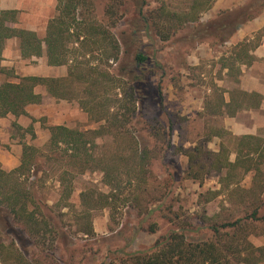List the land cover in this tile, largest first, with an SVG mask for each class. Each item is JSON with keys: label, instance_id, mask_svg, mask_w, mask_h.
I'll return each instance as SVG.
<instances>
[{"label": "rangeland", "instance_id": "374dc122", "mask_svg": "<svg viewBox=\"0 0 264 264\" xmlns=\"http://www.w3.org/2000/svg\"><path fill=\"white\" fill-rule=\"evenodd\" d=\"M42 1L46 6L22 0L24 9L18 10L16 16L18 27L34 30L39 37L46 36L47 17L53 19L58 14V0ZM145 2L144 13L153 21V39L142 35L135 41L131 36L139 0H90L91 5L81 6L76 14L80 22L98 24L129 44V51L124 53L122 49L119 61L106 62L101 49L91 53V48H83L76 54L80 61L90 60L89 64L99 71L120 80L117 89L104 92L99 99L110 107L109 123L96 120L100 110L91 117L82 108L84 86L79 82L70 88L72 100L54 98L39 86L36 92L44 96L43 102L28 108L29 117L6 119V137L0 135L4 162L15 158L19 161L12 169L0 162V170L10 172L19 167L25 145L38 149L34 166L22 179L44 214L54 211L51 216L59 231L55 258L61 264H120L122 253L148 251L161 237L179 229L185 231L188 242L216 240L218 236L211 226L246 218L253 210L240 204L238 190L232 191L236 186L249 189L253 173L238 176V184L229 189L222 188L220 177L213 173L195 181L187 177L186 152L199 147L217 154L223 145L230 160L236 158V136L226 129L224 117L214 112L224 92H237L240 85L237 69L227 76L221 69L224 60L232 59L230 53L238 49L228 43L232 38L224 42L221 35L203 39L196 34L199 25L237 9L221 8V13L215 14L214 7L246 6L252 2L258 6L259 1L214 0L212 8L197 22L186 24L176 34L171 32L167 41L159 34L164 25H169L158 21L161 9L165 6V12L185 13L189 0ZM254 36L247 44L250 48H255L264 34ZM139 51L149 57L152 67H135L133 60ZM18 56L17 43L10 40L5 60L13 75L3 76L0 82H16L14 75L68 78L67 66H48L46 57L24 60ZM260 66L259 71L264 72V65ZM135 76L142 79L136 81ZM114 101L118 103L113 105ZM123 106L132 109L125 117ZM56 125L84 132L92 140L89 156L74 158L72 151L63 147L60 156L50 154L46 148L49 128ZM257 135L264 139V129ZM201 160L205 161V157ZM68 187L73 192L67 197ZM9 227L6 224L0 229L2 241L14 240L27 257L40 254L17 225ZM244 235L252 245L264 246V222L246 226L239 237Z\"/></svg>", "mask_w": 264, "mask_h": 264}, {"label": "trees", "instance_id": "16d2710c", "mask_svg": "<svg viewBox=\"0 0 264 264\" xmlns=\"http://www.w3.org/2000/svg\"><path fill=\"white\" fill-rule=\"evenodd\" d=\"M213 1L189 0V10L178 14L165 12L162 10L165 9L164 6L158 21L167 22L169 25H164L162 30H159L161 39L167 41L172 37L171 35L177 33L178 29L188 23L197 22L212 8ZM258 1V6L256 2H252L199 25L196 35L203 39L221 35L222 41L230 40L241 25L261 14L264 2ZM139 2L141 4L135 9L137 18L132 24L131 36L135 41L142 35L153 39L150 34L153 21L143 9L146 2L145 0H139ZM260 3H262L261 6ZM90 5V0H58V14L49 21L46 36L43 38L35 32L8 26L7 23L16 22L18 11L0 10V61L6 40L16 38L24 59L45 55L48 65L68 67L67 80L56 77L14 75L16 82L3 81L0 84V118L8 115H14L17 118L23 115L28 116L26 108L29 105L43 102L44 96L36 92L39 86L44 87L46 92L54 98L72 100L70 88L79 82L84 86L81 92L85 98L83 100L80 98L82 108L91 117H95L93 116L95 112L97 114L101 111V116L96 120L103 119L109 123L108 119L112 115L110 107L99 102V99L104 92L109 93L117 89L120 80L112 77L108 72L99 71L89 64L90 60L80 61L76 54L83 48L87 51L91 48V53L96 49L102 50V59H106V62L119 61L122 49L125 50L124 53L129 51V44L125 38L120 40L98 24L85 20L80 22L76 18L81 6ZM171 32L173 34H170ZM70 44L73 47H69ZM247 47L249 46H241L242 49ZM133 63L137 68L153 65L149 57L140 51L134 56ZM3 74L13 75L12 72L0 68V75ZM134 78L136 81L142 79L140 76ZM243 95L248 96L244 93ZM250 97L256 100L262 98L259 94H251ZM118 101H114L116 103L113 105H116ZM238 102V99L232 97L230 103L226 104L222 99L218 106H215L214 113H220L225 107L227 114L234 115L241 106ZM123 108L126 113L121 115L122 117L132 111L128 106L121 107ZM29 131L35 135L32 127ZM49 132L50 138L46 148L50 154L60 156L63 147L67 149L66 151L71 150L74 158H81L83 154L84 157L89 156L88 145L92 143V140L88 139L84 132L69 129L63 125L51 126ZM234 138L237 140L234 161L230 160V154L223 145L217 154L205 152L199 147L189 149L186 152L189 158L187 177L199 181L213 173L220 177L222 188L229 189L234 183L238 184L235 180L238 176L253 173V183L249 189L236 186L232 190L234 193L239 191L237 196L240 204L245 208H252V212L246 218H239L232 223L211 226L210 229L218 236L216 240L188 242L184 230H173L161 237L148 251L122 253L120 264H264V246L252 245L245 235L244 238L239 237L240 230H244L246 226L264 222V140L259 136ZM37 152V148L25 145L21 165L10 172L0 170V229L6 224L10 226V229L12 225H17L33 241L32 244L40 254L35 252L27 257L16 247L14 240L6 243L0 238V264H61V261L55 258L59 231L51 216L54 211L50 210L48 216L45 215L43 207L30 197L25 186L26 182L22 179V177L26 178L34 166ZM202 157H205V161L201 160ZM68 189L69 191L65 194L67 197L73 192L71 187ZM31 206L33 209L30 208ZM222 230L224 232H221ZM152 231L155 230L152 229Z\"/></svg>", "mask_w": 264, "mask_h": 264}, {"label": "crops", "instance_id": "0c3cea01", "mask_svg": "<svg viewBox=\"0 0 264 264\" xmlns=\"http://www.w3.org/2000/svg\"><path fill=\"white\" fill-rule=\"evenodd\" d=\"M39 2L40 6H46L42 0H32V3ZM225 1H222L223 3ZM219 5V4H218ZM24 5L22 4V0H0V10L3 11H18ZM243 6H217L213 9H216L215 14L221 13V8L226 9H233L239 8ZM50 21L51 19L47 17ZM54 18V17H53ZM48 23L44 26L47 30ZM10 27H16L19 29H23L17 26V22L15 23H7ZM28 31L35 32L34 30L25 29ZM261 32L264 34V9L262 10L261 14L257 15L253 19L247 21L243 24V27L238 29L232 40L228 43L236 45L237 51L235 50L233 53H230L232 59L229 57L224 60V63L221 65V69L224 71L225 75L227 73L232 72V70L237 69L239 74V84L238 90H226L223 95L224 102L226 104L230 103L231 98L238 99V103H241L238 111L234 115H229L226 113L225 107L222 108L221 112L217 114V116L224 117V122L226 129L232 133L233 136L236 137H243V136H259L263 139L260 135H257L260 130L264 129V72L259 71L261 66L264 65V37H260V42L256 45L255 48L247 47L242 49L241 46H248L251 41L255 39V34ZM36 33V32H35ZM37 34V33H36ZM38 35V34H37ZM39 36V35H38ZM45 37V36H44ZM43 38V37H41ZM13 40L17 43L18 51H19V59H24L21 54L19 41L16 38L7 39L4 45V49L2 50V60L0 61V68L10 71L8 62L5 60V51L7 48V43ZM239 47V48H238ZM45 57V55L43 56ZM42 57H33L28 59H39ZM27 60V59H24ZM48 64V63H47ZM49 66V65H48ZM230 75V74H229ZM3 76H7L6 74L0 75V80ZM42 77V76H40ZM241 80V81H240ZM241 82V83H240ZM2 82H0L1 84ZM261 84V85H257ZM230 89V88H229ZM244 94H248L245 97ZM251 94H259L262 96L260 100H256L255 98L250 97ZM38 105V104H35ZM32 106L29 105L26 108V112L28 116H20L21 117H29L28 108ZM218 111V108H217ZM12 119L15 117L14 115H8L5 118H0V135L3 134L6 137L5 131L3 129L6 126L5 120ZM264 140V139H263ZM0 162H3L4 166L7 169H12L15 167L19 161L15 158L13 161L4 162V156L0 154Z\"/></svg>", "mask_w": 264, "mask_h": 264}]
</instances>
